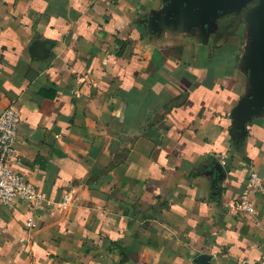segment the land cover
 Returning <instances> with one entry per match:
<instances>
[{"label": "crops", "instance_id": "obj_1", "mask_svg": "<svg viewBox=\"0 0 264 264\" xmlns=\"http://www.w3.org/2000/svg\"><path fill=\"white\" fill-rule=\"evenodd\" d=\"M11 104L15 166L43 199L0 203V264L264 251V190L251 214L228 207L251 170L264 187V0H0Z\"/></svg>", "mask_w": 264, "mask_h": 264}, {"label": "built area", "instance_id": "obj_2", "mask_svg": "<svg viewBox=\"0 0 264 264\" xmlns=\"http://www.w3.org/2000/svg\"><path fill=\"white\" fill-rule=\"evenodd\" d=\"M20 121L19 110L9 105L0 111V203L8 205L16 198L30 202L31 210L36 211L43 199L40 189L21 173L15 166V141ZM261 177L255 170H251L245 182V187L239 196L228 203L229 209L234 213H253L255 211L251 200L253 191H263ZM70 199L68 193L64 194L61 203L66 205ZM26 226L33 225V218L25 221ZM235 264H264V251L255 260L238 258Z\"/></svg>", "mask_w": 264, "mask_h": 264}, {"label": "rangeland", "instance_id": "obj_3", "mask_svg": "<svg viewBox=\"0 0 264 264\" xmlns=\"http://www.w3.org/2000/svg\"><path fill=\"white\" fill-rule=\"evenodd\" d=\"M240 17L238 18V19H236V21L235 22H240ZM238 26V25H237ZM238 29H239V27H237Z\"/></svg>", "mask_w": 264, "mask_h": 264}]
</instances>
